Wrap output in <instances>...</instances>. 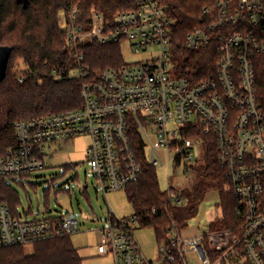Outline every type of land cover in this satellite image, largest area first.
<instances>
[{
    "label": "built area",
    "instance_id": "obj_1",
    "mask_svg": "<svg viewBox=\"0 0 264 264\" xmlns=\"http://www.w3.org/2000/svg\"><path fill=\"white\" fill-rule=\"evenodd\" d=\"M218 4L214 20L185 36L186 49L215 41L218 53L214 71L192 82L178 72L171 43L173 19L158 0H134L133 8L111 17L95 9L84 16L70 2L63 10L64 26L61 19L59 26L73 64L52 73L83 78L81 105L17 120V143L0 157V175L17 179L44 167L45 144L86 134L90 173L105 194L136 180L140 164L132 136L137 131L152 165L158 164V149H163L173 168L182 164L185 173L196 159L194 142L203 140L194 129L211 133L217 161L226 173L223 189L237 199L239 233L217 229L183 237L173 232L157 244L156 258L149 259L135 238L137 216L116 218L110 213L99 229L96 248L100 255L111 254L113 264H189L187 254L193 251L202 264H264V117L255 97L253 67V57L264 54V0ZM88 41L127 43L133 52L153 46L160 50L145 58L124 59L118 67L90 71L78 51ZM145 127L154 128L155 141ZM167 199L174 204L184 201L171 186ZM23 215H13L9 205L0 203V246L48 240L79 227V220L68 211L32 219ZM204 236L209 250L203 245Z\"/></svg>",
    "mask_w": 264,
    "mask_h": 264
},
{
    "label": "trees",
    "instance_id": "obj_2",
    "mask_svg": "<svg viewBox=\"0 0 264 264\" xmlns=\"http://www.w3.org/2000/svg\"><path fill=\"white\" fill-rule=\"evenodd\" d=\"M219 1L158 0L173 19L171 43L178 72L192 82H198L214 71L218 53L215 41L202 48L186 49L185 36L192 28L215 19ZM226 1L231 5L237 2ZM70 2L77 4L84 16L95 9L111 17L134 6V0H0V45L11 46L5 76L0 81V157L17 143L14 131L17 120L81 105L83 78L70 77L66 73L58 77L52 73V69L68 68L73 64L74 57L67 47L58 17V13L65 10ZM205 7H208L206 12ZM78 51L83 55L82 65L90 71L118 67L124 61L117 42L88 41L80 44ZM13 57L23 59V70H12ZM253 67L255 97L264 117V54L253 57ZM194 130L204 140L205 155L203 161L195 159L189 166L194 176L191 186L178 190L184 198L182 203L187 202L184 211L192 214L207 188L215 186L221 213L211 222L209 231L228 229L238 234L241 218L235 214L237 199L223 189L226 173L217 161L214 137L211 133H202L200 129ZM132 137L138 151L140 172L136 180L125 187L126 194L135 211L132 215L138 218V226L152 227L159 244L168 240L173 232H179L182 225L180 219L185 214L184 211L174 212L172 203L167 199L168 190L159 188L155 165L146 159L145 145L138 131ZM25 176L27 173L17 179L0 175V203L9 205L15 216L24 208L14 185L24 186ZM82 191L85 195V188ZM26 209V214L32 212L30 205ZM45 210H49L48 206ZM26 245L31 246L30 251L26 250ZM203 245L209 250L206 236ZM81 260L69 233L28 244L0 246V264H81Z\"/></svg>",
    "mask_w": 264,
    "mask_h": 264
},
{
    "label": "rangeland",
    "instance_id": "obj_3",
    "mask_svg": "<svg viewBox=\"0 0 264 264\" xmlns=\"http://www.w3.org/2000/svg\"><path fill=\"white\" fill-rule=\"evenodd\" d=\"M63 16L64 12L60 11L58 17L62 20L61 27L64 26ZM159 50V46H153L133 52L127 43L121 45V52L127 62L145 58L152 52L157 54ZM11 68L13 71L23 70L25 68L23 59L13 57ZM145 130L148 131L150 139L155 141L154 128L145 127ZM89 142L90 137L83 134L68 141L59 140L56 143L45 144L41 155L44 167L27 173L23 179L24 186L17 184L14 186L19 192L23 208L30 205L32 209V212L23 215L24 218H42L56 215L60 211H68L79 220L78 230L69 233V238L82 257L81 264H113L111 254L97 253L99 229L107 223L110 213L116 218H124L131 216L135 211L125 188L110 190L105 194L98 188L96 179L90 173L86 157ZM158 154L155 171L161 190L167 191L169 186L176 190L191 186L194 181L191 171L185 173L182 164L173 168L172 158L165 155L163 149H158ZM204 155L205 143L198 139L194 142V157L201 162ZM193 163L194 160L188 166ZM85 184L87 187L84 195L82 189ZM172 205L174 212L178 214L186 210L187 202ZM45 206H48L49 210H45ZM220 213L218 189L211 186L195 204L192 214L184 211L185 216L180 219L182 225L179 226V234L191 237L208 231L211 222L220 216ZM134 234L144 255L149 259H155L157 241L153 228L137 225ZM26 250L30 251L31 246L26 245ZM187 255L189 264H202L196 252H189Z\"/></svg>",
    "mask_w": 264,
    "mask_h": 264
},
{
    "label": "water",
    "instance_id": "obj_4",
    "mask_svg": "<svg viewBox=\"0 0 264 264\" xmlns=\"http://www.w3.org/2000/svg\"><path fill=\"white\" fill-rule=\"evenodd\" d=\"M11 53V46L0 45V81L4 78L8 59Z\"/></svg>",
    "mask_w": 264,
    "mask_h": 264
},
{
    "label": "crops",
    "instance_id": "obj_5",
    "mask_svg": "<svg viewBox=\"0 0 264 264\" xmlns=\"http://www.w3.org/2000/svg\"><path fill=\"white\" fill-rule=\"evenodd\" d=\"M24 210H25V211H24ZM24 210H23L24 212H26V211H27V209H26V208H24Z\"/></svg>",
    "mask_w": 264,
    "mask_h": 264
}]
</instances>
